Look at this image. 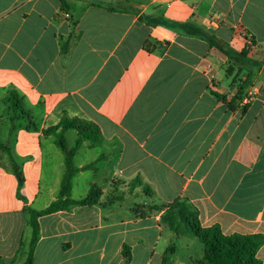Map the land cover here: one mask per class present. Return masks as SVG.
Masks as SVG:
<instances>
[{
    "label": "crops",
    "instance_id": "0c3cea01",
    "mask_svg": "<svg viewBox=\"0 0 264 264\" xmlns=\"http://www.w3.org/2000/svg\"><path fill=\"white\" fill-rule=\"evenodd\" d=\"M182 23L235 50L250 45L260 66L233 107L239 81L224 74L226 57ZM9 86L40 129L19 128L9 139L25 202L0 151L4 262L29 228L23 206L41 210L57 197L64 154L41 130L64 112L92 121L102 137L77 148L76 167L94 163L73 175L70 197L83 198L92 185L101 195L39 216L31 264H161L170 244L172 264H194L203 248L175 237L153 207L176 198L197 209L203 227L264 239V0H0V97ZM7 128L0 119V141ZM65 137L71 145L75 132ZM256 255L264 264V241Z\"/></svg>",
    "mask_w": 264,
    "mask_h": 264
},
{
    "label": "trees",
    "instance_id": "16d2710c",
    "mask_svg": "<svg viewBox=\"0 0 264 264\" xmlns=\"http://www.w3.org/2000/svg\"><path fill=\"white\" fill-rule=\"evenodd\" d=\"M60 1L65 5V0ZM161 22L165 23L164 20ZM186 25H188V33L206 40L209 45L214 46L215 49L226 57L224 74L231 77L232 81H236L237 79L239 81L238 89L229 101L230 107H233L235 103L241 101L246 95V89L251 85L253 70L258 69L260 62L248 56L250 45L247 44L240 50H235L201 27L189 23L180 24V26ZM243 69H249V71L242 80L238 76ZM0 119H4L8 124L6 140L0 141V151L7 155L11 171L16 178V195L25 202L26 199L21 193L25 181L22 163L13 152V147L9 139L15 130L19 128L28 131H38L40 129V118L33 113L25 97L15 88L9 86L3 96L0 97ZM68 130L75 132V138L71 145L68 144L65 137V133ZM41 131L44 135L52 134L55 144L64 154L65 169L61 178L59 192L55 200L41 210H35L27 204L23 206L26 223L31 229V237L28 241L27 251L24 249L25 242L21 241L14 259L9 262H4L0 256V264H16L18 258L23 255H25V259L22 264H31L33 248L39 237V216L59 209H65L69 206H89L96 204L101 195V189L96 185H92L83 198L75 200L70 197L71 179L73 175L80 169L92 167L94 163L91 162L81 168L76 167L73 162L74 154L83 141H88L90 147H94L101 142L102 137L98 126L90 120L78 116H69L64 112L57 124L47 126ZM135 181L141 183L139 179ZM143 192L149 197L155 196L153 190L146 185L143 186ZM153 207L156 210H163L160 215V220L175 237H196L202 243V257L194 261V264H261L256 253L264 241L262 235L241 233L224 234L218 225L203 227L199 222L197 209L185 198H176L171 202H162ZM141 208L142 205H137L134 211L141 214L143 212ZM173 251V245L170 244L162 256L161 264H172L170 255ZM124 255L128 257V253L124 252Z\"/></svg>",
    "mask_w": 264,
    "mask_h": 264
},
{
    "label": "rangeland",
    "instance_id": "374dc122",
    "mask_svg": "<svg viewBox=\"0 0 264 264\" xmlns=\"http://www.w3.org/2000/svg\"><path fill=\"white\" fill-rule=\"evenodd\" d=\"M223 72H224V71H223ZM66 141H67V139H66ZM72 143H73V142H72ZM34 207H37V204H35ZM26 230H27V233H28V235H29V228H27ZM27 233L25 232V235H24V238H23L24 241H27V242H25V248H24L25 250H27V248H28V240H29V239L27 238L28 236L26 237ZM25 237H26V240H25ZM184 239H185V238H183V240H184ZM191 240H193V241H192V242H193V249L196 250V251L198 250L199 252H201V250H202V248H203V247H202V243H201L196 237H191ZM24 259H25V257H23V256H22V258L19 257L18 260H17L18 262H17L16 264H22L23 261H24Z\"/></svg>",
    "mask_w": 264,
    "mask_h": 264
},
{
    "label": "built area",
    "instance_id": "2783aa9c",
    "mask_svg": "<svg viewBox=\"0 0 264 264\" xmlns=\"http://www.w3.org/2000/svg\"><path fill=\"white\" fill-rule=\"evenodd\" d=\"M240 32H241V31H240ZM248 34H249V33H248L246 30H243V31L241 32V35H242V36H245V37L249 36Z\"/></svg>",
    "mask_w": 264,
    "mask_h": 264
}]
</instances>
